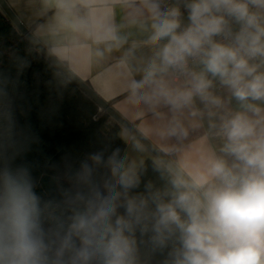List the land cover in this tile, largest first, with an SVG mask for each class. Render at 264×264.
<instances>
[{
  "label": "clouds",
  "instance_id": "obj_1",
  "mask_svg": "<svg viewBox=\"0 0 264 264\" xmlns=\"http://www.w3.org/2000/svg\"><path fill=\"white\" fill-rule=\"evenodd\" d=\"M55 2L96 57L123 50L126 103L156 121L145 135L206 127L216 143L192 169L153 160L147 180L138 141L89 153L50 200L6 160L0 264H264V0Z\"/></svg>",
  "mask_w": 264,
  "mask_h": 264
},
{
  "label": "trees",
  "instance_id": "obj_2",
  "mask_svg": "<svg viewBox=\"0 0 264 264\" xmlns=\"http://www.w3.org/2000/svg\"><path fill=\"white\" fill-rule=\"evenodd\" d=\"M28 66L21 68L22 62ZM0 164L30 169L38 195L59 199L67 167H78L89 153L125 149L120 126L73 82L41 55L0 9ZM144 177L155 179L151 171ZM57 181V179H59ZM143 185L141 186L142 190ZM163 259L160 253L153 264Z\"/></svg>",
  "mask_w": 264,
  "mask_h": 264
},
{
  "label": "crops",
  "instance_id": "obj_3",
  "mask_svg": "<svg viewBox=\"0 0 264 264\" xmlns=\"http://www.w3.org/2000/svg\"><path fill=\"white\" fill-rule=\"evenodd\" d=\"M5 1L18 19L55 57L63 61L79 79L85 81L147 141L172 161H182L187 168L192 169L197 161L203 159L208 148L216 143L206 127H190L187 138L180 141L145 135L144 125L155 124L156 121L150 114L126 103V69L121 64L123 50L106 52L102 58L96 57L94 45L83 39H75V34L60 26V13L55 0ZM122 16L123 12L118 8L117 20ZM119 135L125 141L123 152H130L133 142L138 140L122 127L119 128ZM136 155L144 160L149 158L158 161L146 147Z\"/></svg>",
  "mask_w": 264,
  "mask_h": 264
},
{
  "label": "water",
  "instance_id": "obj_4",
  "mask_svg": "<svg viewBox=\"0 0 264 264\" xmlns=\"http://www.w3.org/2000/svg\"><path fill=\"white\" fill-rule=\"evenodd\" d=\"M0 9L5 13V15L10 19L18 31L31 43V45L43 55L49 62H51L61 73H63L71 82H73L83 93H85L90 99H92L100 109L108 113V115L123 129L129 132L133 137H135L144 147H146L158 161H172L164 153L155 148L149 141H147L136 129L135 127L121 117L111 105L103 100L95 91L91 89L87 83L79 79L68 67L67 65L59 60L52 52L45 47L31 32V30L26 27L11 10L9 5L5 0H0Z\"/></svg>",
  "mask_w": 264,
  "mask_h": 264
}]
</instances>
